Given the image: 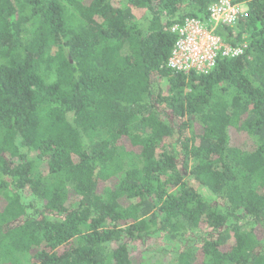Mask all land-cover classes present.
Listing matches in <instances>:
<instances>
[{
	"label": "trees",
	"instance_id": "trees-1",
	"mask_svg": "<svg viewBox=\"0 0 264 264\" xmlns=\"http://www.w3.org/2000/svg\"><path fill=\"white\" fill-rule=\"evenodd\" d=\"M230 1L215 33L244 54L185 76L169 27L219 0H0V264H134L191 232L172 264H264V0Z\"/></svg>",
	"mask_w": 264,
	"mask_h": 264
},
{
	"label": "built area",
	"instance_id": "built-area-1",
	"mask_svg": "<svg viewBox=\"0 0 264 264\" xmlns=\"http://www.w3.org/2000/svg\"><path fill=\"white\" fill-rule=\"evenodd\" d=\"M246 4L219 0L207 10L204 19L184 18L169 27L175 41L167 60V68L185 76L208 75L219 60L234 59L244 54L246 44L228 45L215 30L218 26L232 27L247 16Z\"/></svg>",
	"mask_w": 264,
	"mask_h": 264
},
{
	"label": "rangeland",
	"instance_id": "rangeland-1",
	"mask_svg": "<svg viewBox=\"0 0 264 264\" xmlns=\"http://www.w3.org/2000/svg\"><path fill=\"white\" fill-rule=\"evenodd\" d=\"M147 13L145 11H134L135 18L141 20ZM246 44V43H245ZM230 144L234 148L248 149L251 145L250 140L245 134H241L231 129L229 131ZM185 181L194 188L207 202L217 206H223V202L213 196L205 188L200 187L193 182L188 175ZM23 204L28 206V216L37 217L36 209L41 206L39 204L33 207V198L24 193L21 198ZM31 206V207H30ZM2 204L0 203V210ZM206 234L202 232H191L181 239H170L163 233L152 234L144 243H135L132 249V260L134 264H172L176 256L182 252L186 246L195 245L199 238L204 237ZM197 264H200L198 260Z\"/></svg>",
	"mask_w": 264,
	"mask_h": 264
}]
</instances>
